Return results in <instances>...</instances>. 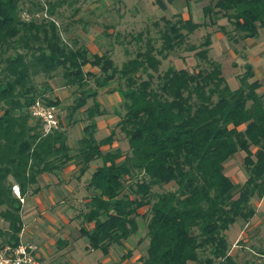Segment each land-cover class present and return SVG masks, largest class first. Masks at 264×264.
Instances as JSON below:
<instances>
[{"label":"trees","instance_id":"trees-1","mask_svg":"<svg viewBox=\"0 0 264 264\" xmlns=\"http://www.w3.org/2000/svg\"><path fill=\"white\" fill-rule=\"evenodd\" d=\"M206 1L204 20L179 15L161 34L157 53L173 50L202 26L217 25L233 40L254 37L264 27V0ZM46 2L50 14L61 3ZM27 3L28 9L42 8L39 0H0V219L6 224L0 226L4 237L0 243L17 244L23 227L22 203L13 185L24 199L38 192L41 173L60 170L70 160L83 171L92 160L102 158L86 184L85 216L92 223L82 228L87 247L107 253L137 232L138 216L149 214V239L139 264H264V259L242 263L237 252H231L226 235L235 221L248 222L254 216L252 198L264 197V94L258 91L262 82L251 66L230 89L221 64L209 56L213 33L209 29L197 47H188L209 66L192 71L169 66L154 84L149 69L157 70L161 61L149 39L144 50L117 66L107 51L90 52L75 38L64 41L52 21H23L19 13ZM220 18L233 26L231 35L217 24ZM142 36L139 32L132 38L141 41ZM58 68L65 83L79 89L75 109L93 98L84 108L89 122L73 153L63 129L42 134L29 113L34 100L42 98L36 94L34 77H50ZM116 78L124 80V88L118 90L125 111L119 113L118 124L129 141L127 153L102 150L111 136L98 141L94 133L95 117L104 110L95 98L97 91L85 88L89 79L101 88ZM238 150L244 151L247 172L241 184L224 170ZM169 183L176 187L152 190ZM260 252L264 255V250Z\"/></svg>","mask_w":264,"mask_h":264},{"label":"rangeland","instance_id":"rangeland-1","mask_svg":"<svg viewBox=\"0 0 264 264\" xmlns=\"http://www.w3.org/2000/svg\"><path fill=\"white\" fill-rule=\"evenodd\" d=\"M39 1L61 2L52 15L59 23L58 30L64 41L71 43L75 38L90 52L107 51L117 66L129 57L135 56L138 51L144 50L146 38L149 39L156 50L154 54L161 61L157 70L149 69L153 73L154 84L157 81V75L169 66L183 67L190 71L198 67H208V62L198 59L194 53L195 50H190L188 47L190 45L197 47L204 40L209 29L214 32L211 36V57L220 62L222 73L230 89H234L239 83V73L247 66L242 64V58L238 55L239 50L244 47L243 39L239 38L235 42L233 38H228L223 32L218 31L217 25L199 27L187 36L183 44L176 46L173 50L157 53L162 43L161 34L167 31L171 22L176 21L179 15L191 16L192 20L197 22L204 20L202 7L207 3L206 0L190 2L186 0ZM26 5L29 3L23 7H27ZM217 24L224 26L230 35L235 31L226 18H220ZM139 32L143 34L141 41L132 38ZM182 32H185V29ZM254 38H256V44H261L264 41V33L258 32ZM255 55L262 61L258 60L253 64L255 66L262 64L264 68V48ZM2 65L1 62L0 67ZM85 69L95 72L90 65H86ZM61 73V68H58L50 77L40 74L34 77V83L37 95L46 100L56 101L61 123L59 129L67 133V143L73 153L82 135V127L89 122L84 108L93 102V98H87L86 105L75 109L73 105L77 103L79 89L75 85L66 84ZM141 77L146 78V73L141 74ZM260 77L264 84V77ZM85 88L89 91H97L95 98L101 102L104 110V113L95 117V138L102 141L111 136V142L108 144L112 149L129 152L128 138L118 124L120 115L125 111L118 90L124 88V80L116 78L108 86L100 88L96 87L93 79H89ZM110 89L113 90L110 91ZM258 91L260 92V88ZM110 147L105 145L101 148L105 151ZM243 157L244 151L238 150L226 163L224 169L233 182L238 184L243 183L247 177ZM72 162L75 166L67 164L58 174L41 173L37 178L40 190L21 202L23 209L21 216L26 239L34 240L43 246L53 241L54 243L50 245L53 250L63 243L57 255L60 260L67 262L66 264H139L138 258L146 254L149 239L146 222L149 214L146 217L138 216L137 232L127 238L122 245H112L107 253L87 247V235L82 228H90L92 223L85 216L84 199L88 195L86 184L94 167L102 164V158L92 160L83 171H80L79 165L74 160ZM175 187V183H169L153 186L152 190L160 192ZM251 203L255 209L254 216L248 222L238 219L226 230L229 248L232 253L237 252V258L242 263L244 261L261 262L264 259V255L260 252L264 250V197H254ZM41 206L42 210H40ZM145 209L143 207L139 211L144 213ZM0 226H6L1 219ZM3 238V236L0 237V242ZM127 250H130L131 254L124 255Z\"/></svg>","mask_w":264,"mask_h":264},{"label":"built area","instance_id":"built-area-1","mask_svg":"<svg viewBox=\"0 0 264 264\" xmlns=\"http://www.w3.org/2000/svg\"><path fill=\"white\" fill-rule=\"evenodd\" d=\"M42 8L22 7L19 16L25 21H52L57 27L59 23L56 18L48 12V6L42 2ZM31 117L39 122L42 134H48L54 129L60 127L59 107L56 104H49L43 98H36L29 107ZM13 192L19 197L21 202L24 201L21 197L17 185H13ZM38 245L33 241H24L21 238L18 243L12 245L10 243H0V264H44L37 253Z\"/></svg>","mask_w":264,"mask_h":264},{"label":"crops","instance_id":"crops-1","mask_svg":"<svg viewBox=\"0 0 264 264\" xmlns=\"http://www.w3.org/2000/svg\"><path fill=\"white\" fill-rule=\"evenodd\" d=\"M258 32L264 33V27L260 28ZM242 39L244 41V47L239 50L238 55H240V57L242 58V64L243 65H245V64L250 65L251 66V70L254 73V77L255 78H258L260 80V78H261L260 76H263L264 77V70H263L264 68H262V64H260L258 66H255L253 63L254 62H257L258 60H261L262 61V59H257L255 54H257L258 51H261V49L264 48V41L261 42V44H256L257 41H256V38H254V37H245V38H242ZM234 41L236 42L237 40H234ZM211 46H210V50H209V56L210 57H211V54H210ZM211 58L214 59L213 57H211ZM214 60H216V59H214ZM216 61H218V60H216ZM241 67H242V65H241ZM245 69H243V71L241 70V72L239 73V75L242 74ZM238 85H239V83L236 85V87ZM260 92H262L264 94V84L260 87ZM103 146H105V145H103ZM107 146L110 147L109 145H107ZM70 162H72V160H70L67 164H71L72 166H75V164L73 162L72 163H70ZM59 171L60 170H54V171H52V173L58 174ZM36 186H38L39 187V190H40V186L38 184H36ZM88 195H89V192H88ZM27 196H31V195L24 196V200H26ZM87 196L85 197L84 202L87 200ZM42 209H43V207L41 206L40 207V210H42ZM21 213H22V211H21ZM25 235H26V232H25L24 225H23L22 230H21V232L19 234V237L22 240H24V241L29 240V241L35 242L34 240H31V239H28V238L26 239ZM50 243L51 244H48L46 246H43L42 244H39V243L37 244L36 243L38 245L37 253L40 256V258L42 259V261L44 262V264H53L54 263L53 261H55V262H62L63 264H66L67 262H65L63 260H60V257L57 255V251H58V249H60V248L63 247L62 246L63 243H60L59 244V247L57 245V248L55 250H53V248H50V245H52V243H54V242L52 241Z\"/></svg>","mask_w":264,"mask_h":264}]
</instances>
